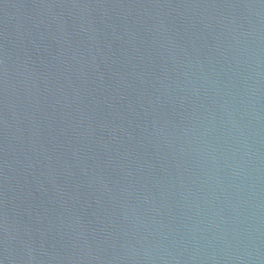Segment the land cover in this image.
I'll use <instances>...</instances> for the list:
<instances>
[{
  "label": "water",
  "instance_id": "water-1",
  "mask_svg": "<svg viewBox=\"0 0 264 264\" xmlns=\"http://www.w3.org/2000/svg\"><path fill=\"white\" fill-rule=\"evenodd\" d=\"M0 264H264V0H0Z\"/></svg>",
  "mask_w": 264,
  "mask_h": 264
}]
</instances>
